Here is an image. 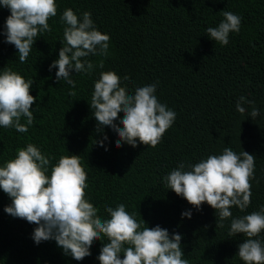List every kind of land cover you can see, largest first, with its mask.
I'll list each match as a JSON object with an SVG mask.
<instances>
[{"label":"trees","instance_id":"obj_1","mask_svg":"<svg viewBox=\"0 0 264 264\" xmlns=\"http://www.w3.org/2000/svg\"><path fill=\"white\" fill-rule=\"evenodd\" d=\"M57 16L49 20L51 32L35 40L25 63L14 45L5 42L4 24L10 10L0 7V71L8 68L33 79L30 94L35 117L28 132L0 127V166L14 159L17 149L32 143L55 165L60 156H80L87 173L89 202L98 215L109 218L105 206L123 203L137 220L182 234L184 259L189 264H244L237 255L245 237H228L231 219L264 206V0H56ZM71 8L78 16L88 11L102 33L110 35L107 57L91 74L74 73L75 87L55 79L64 25L60 16ZM222 11L242 17L239 33L220 45L207 34L223 19ZM102 71H114L129 94L137 87L157 83L161 103L176 112V120L153 148L138 144L115 146L119 138L110 127L96 131L90 108L94 83ZM128 76V80H124ZM74 92L75 95L70 93ZM240 96L255 102L260 114L253 120V105L236 110ZM123 118V113L119 114ZM22 122H24L22 120ZM118 123V121L116 122ZM122 127V125H121ZM107 134L104 146L96 143ZM225 147L255 157L251 204L216 227V212L206 202L197 211L182 196L167 189L164 177L183 161L197 163L220 155ZM49 169V174H50ZM11 200L0 189V264H100L97 259L106 240H96L91 256L77 261L65 255L54 240L36 244L35 224L4 211ZM190 210L191 218L181 216ZM218 215V214H217ZM264 242V231L257 237ZM123 258V254H121Z\"/></svg>","mask_w":264,"mask_h":264},{"label":"clouds","instance_id":"obj_2","mask_svg":"<svg viewBox=\"0 0 264 264\" xmlns=\"http://www.w3.org/2000/svg\"><path fill=\"white\" fill-rule=\"evenodd\" d=\"M0 7L10 10L4 24L5 42L14 45L19 62L25 63L35 40L52 31L49 20L57 16L56 0H0ZM222 16L218 26L208 27L206 34L224 46L229 43L230 33L240 32L242 17L231 11H222ZM60 22L64 25L62 47L49 70L56 68L55 79L74 88L73 70L91 74L96 67H104L103 60L94 64L87 58L107 57L111 38L97 29L88 11L78 16L71 8L65 9ZM32 84L33 79L26 80L8 68L0 71V127L28 132L35 120L32 105L37 99L30 94ZM156 91L157 83H152L129 94L116 72L102 71L89 103L97 121L96 131L110 127L119 137L117 148L123 144L157 147L174 124L176 112L159 101ZM243 104L253 105L249 114L253 120L260 114L255 102L244 96L236 102L239 113L246 111ZM107 140L105 133L96 143L107 151ZM52 159L28 143L17 149L14 159L0 166V189L11 200L4 211L36 225L32 233L36 244L54 240L65 255L80 261L91 256L90 248L96 240H106L97 257L100 264H189L183 258L182 234H170L160 225L149 227L144 219L138 221L134 213L126 211L123 203L115 208L105 206L109 218L98 215L99 209L87 198V173L79 155H62L55 165ZM254 176V155L247 151L237 154L225 147L222 154L209 155L194 164L181 161L163 179L167 189L182 196L197 211L205 202L211 206L216 212V227L222 228L224 221L233 217L232 207L244 212L251 204ZM181 216L191 218L192 212L184 211ZM262 231L264 206L231 219L228 237H245L237 252L244 264H264V242L257 238Z\"/></svg>","mask_w":264,"mask_h":264}]
</instances>
